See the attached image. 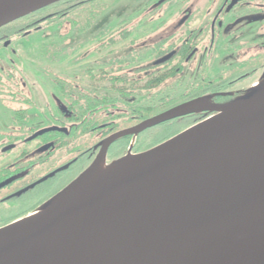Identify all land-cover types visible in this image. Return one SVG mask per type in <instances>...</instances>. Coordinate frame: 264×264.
Wrapping results in <instances>:
<instances>
[{
    "label": "water",
    "instance_id": "water-1",
    "mask_svg": "<svg viewBox=\"0 0 264 264\" xmlns=\"http://www.w3.org/2000/svg\"><path fill=\"white\" fill-rule=\"evenodd\" d=\"M59 1L0 0V28ZM206 110L216 113L107 162L121 136ZM100 145L65 188L0 227V264H264V74L228 103L201 96Z\"/></svg>",
    "mask_w": 264,
    "mask_h": 264
},
{
    "label": "flooded vegetation",
    "instance_id": "flooded-vegetation-1",
    "mask_svg": "<svg viewBox=\"0 0 264 264\" xmlns=\"http://www.w3.org/2000/svg\"><path fill=\"white\" fill-rule=\"evenodd\" d=\"M237 1L238 4L248 3L250 5V0ZM256 1H258L257 6L261 5L257 9L264 7V0ZM177 2H180V0H177ZM231 2L232 0H215L211 2L212 6L208 10L206 19L193 28H189V25L194 20V15L200 11V7L193 3L190 6L189 4L181 6V3H175L179 5L177 14L180 13L176 26L184 25L186 36L179 38L178 46L171 45L172 47L169 46L170 48H164L162 41H159L161 43H158V46L155 44L149 48L153 55L149 60L140 59L144 52L139 53L135 49L128 51L135 41H128L120 45L134 35L135 24L133 21H123L110 29L109 34L102 36V44L106 42L104 38L116 40L122 37L121 41H114L113 44H110L105 49L94 50L95 46H101V42L97 43L99 40L96 38L92 52L98 56V59L85 65L88 69H83V77L88 81L83 83V89H91L96 86L97 89H101L100 95L109 102L106 108L102 106L97 112L87 111L82 120L84 122L88 116L93 118L100 115L101 118L104 117L103 119H108V121H103L90 127L88 132L84 134V131L79 133L80 138L78 140L74 138L78 135L73 125L78 124L79 121L72 120V113L66 110L65 99H62L63 105L58 108L57 112L49 116L47 124L45 123L42 127H32L27 122L29 121L33 100L23 90L26 88L24 80L18 82L19 88L15 89L16 92L10 93L5 88H1L0 92L6 90L4 92L8 96L7 101L10 102L7 105L11 106V117L15 126L14 131L6 134L5 146L0 150V227L27 216L77 178L97 157L102 148L100 143L103 140L116 132L130 129L144 120L163 112L144 117L145 109L138 111L136 108H132V105L136 102L133 90L135 83L119 82V79L113 82L110 79L126 74L129 76V81H135V74L139 72V75L144 78V81L139 83V86H141L151 79L153 71L161 68H167L168 70L175 68V72L184 74L185 68L195 58L197 53L202 50L205 51L206 58L201 67V74L197 80L189 81L188 83L206 81L208 90L197 97L185 99L179 104L205 95L211 96L213 103L225 104L243 95L256 85L264 74V62L257 59L260 54L239 57V63L233 65L231 70L225 69V71L223 70V72L212 78L206 75V71L212 67L219 53L217 46L220 42V31L224 25L223 16ZM61 8V3L58 2L1 27L0 46L9 47L16 38L27 36L33 30L42 28V25L56 16ZM160 8L163 7L159 5L154 7L153 10L156 9L158 11ZM129 23L133 24L132 27L123 28ZM22 26L36 27L23 31ZM129 30L131 32L124 33ZM114 31H121L123 34L116 35L113 33ZM27 32L29 33L26 34ZM160 39L163 40V38ZM206 41H208V44H206ZM6 42H10L8 46H5ZM239 47L242 46L239 45ZM171 53H173L172 56L159 62ZM243 64L245 65L244 67H239ZM154 65L161 66L153 69L152 66ZM15 70V64L11 61L7 71L12 76L17 75L20 78L15 73ZM2 74H4V70ZM19 74L22 73L20 72ZM109 74L111 75L110 77ZM93 75H97L96 78L99 80H94ZM21 77L23 79L22 75ZM180 83L178 82V85ZM120 87L131 89L130 92L125 94L116 91ZM172 92L176 93V88H173ZM140 102L142 103V100L139 101V105ZM215 113L209 110L191 113L149 127L136 135L125 134L111 143L107 150L106 160L111 162L118 159L126 155L129 150L131 153H139L166 140L164 139L156 144L151 142L147 144L146 142L150 140L152 130L175 127L177 125L180 126V130L174 134L176 135ZM118 121L122 122L121 125L115 126V123H119ZM52 126H57L60 129L51 130L36 138L29 139L37 131ZM55 134H58V136L55 137ZM52 137L54 138L52 139ZM47 175L50 176L41 181ZM47 191L48 193H46Z\"/></svg>",
    "mask_w": 264,
    "mask_h": 264
},
{
    "label": "rangeland",
    "instance_id": "rangeland-1",
    "mask_svg": "<svg viewBox=\"0 0 264 264\" xmlns=\"http://www.w3.org/2000/svg\"><path fill=\"white\" fill-rule=\"evenodd\" d=\"M106 1L108 4L103 8L98 19L83 32L78 33L69 22H65L61 25L51 26L48 29V34L35 31L27 36L16 38L9 47L0 46V76L13 61L17 70L15 73L20 76L19 80H24L26 83V88L23 90L33 100L27 122L29 126L42 127L45 123L47 124L49 116L55 114L58 108L63 105L56 83L57 75L74 82L78 81L81 83V87L88 81L81 73H83V69H88L85 65L98 59V56L92 52L96 33L105 28L110 30L123 21H133L135 24L134 35L120 45L128 41H135L128 51L135 49L136 52H144L140 59L149 60L153 56L149 48L155 44L158 46V43H161L159 41H162L164 48H170L178 46L179 38L186 36L184 25L176 26L180 13L177 14L179 5L175 3H181V6L187 4L190 6L193 3L200 7V11L194 15V20L189 25V28H193L206 19L208 10L212 6L211 2L215 0H190L189 2L188 0H180V2L177 0ZM236 1L232 0L233 4L230 3L223 16L224 25L221 28L220 42L217 46L219 53L212 67L206 71V75L211 78L225 69L231 70L233 65L239 63V57L260 54L257 59L264 62V7L257 9L261 5L257 6L258 1L256 0H250V5L248 3L238 4ZM159 5L163 8L158 11L153 10ZM132 25L129 23L123 28H129ZM54 47H57L58 51L53 49ZM111 49L113 48L111 47ZM46 51L51 53L54 59L46 54ZM205 58V51L200 50L185 68L184 74L179 73L178 78L169 80L167 85H173L172 87L176 88V93H181L185 89L186 83L198 79ZM83 66L85 67L83 68ZM244 66L243 64L239 67ZM20 72L22 74H19ZM178 82L182 84L178 85ZM4 91L0 92V150L5 146L6 134L14 131L15 126L12 122L11 106L7 105L10 102L7 101L8 96ZM14 95L16 94L14 93ZM23 106L25 107V105ZM179 130L180 126L177 125L152 130L150 140L146 143L156 144L163 139L172 137Z\"/></svg>",
    "mask_w": 264,
    "mask_h": 264
},
{
    "label": "trees",
    "instance_id": "trees-1",
    "mask_svg": "<svg viewBox=\"0 0 264 264\" xmlns=\"http://www.w3.org/2000/svg\"><path fill=\"white\" fill-rule=\"evenodd\" d=\"M60 3L62 6L60 12L56 16L49 19L46 23H44L42 25V28L33 30L32 32L41 31L48 34V29L51 26L57 24L61 25L65 22H69L71 26L78 31V33L83 32L84 30L91 27V25L100 16L103 8L108 4L106 0H62L60 1ZM34 27L36 26H22V28L24 29L23 31L32 29ZM129 32H131V30L124 33L127 34ZM107 33L109 34L110 30L105 28L96 33L94 39L98 38L99 41L97 43H99L103 40L101 37L105 36ZM113 33H115L116 35L123 34L121 33V31H114ZM104 39V41L106 42L110 40L111 41L109 43L105 42L106 44H102L101 42V46H95L94 50L105 49L110 44H113L114 41H121L122 37L116 40H108L106 38ZM53 49H56V51H58L57 47H54ZM46 54L54 59V57L51 55V53L49 54L48 51H46ZM159 66L161 65H154L152 66V68L154 69ZM8 73L9 72L7 70H4V74L0 76V89L5 88L10 93H12L13 91L16 92L15 89H17L18 87L20 78L17 75L12 76L10 73ZM139 74V72H136L135 81H129V76L126 74L120 75L118 78L114 77L110 79V81L114 82L115 80L119 79V82H132V84L135 83V87L133 88V90L135 93L136 102L134 105H132V108H136L138 111H143L145 109L144 117L154 115L156 113L169 109L179 104L180 102H183L185 99L197 97L208 90V83L206 81H197L194 83H188L185 87L186 90H184L180 94L172 92V89L174 88L172 87L173 85L170 86V84L167 85V83L169 80H176L178 78V73L175 72V68L171 70H168L167 68H161L159 70L153 71L151 79L147 83H145V85L141 86H139V83H142L144 81V78ZM81 75H83V73H81ZM96 76L97 75H93V78L94 80L98 81L99 79L96 78ZM110 76L111 75L109 74V77ZM56 83L61 94V98L65 99L66 110L72 113V120L76 122L79 121L78 124L73 125V128L77 131L78 135L74 138H77L78 140L80 138L79 133L84 131V134L85 132H88L90 127H93L94 125L99 124L103 121H108V119H103L104 117L101 118L100 115L94 116L93 118L91 116H88L86 120H84V122L82 120V117L86 114L87 111L97 112V110L102 106L103 108H106L108 106L109 101L100 95L101 89H97L96 86L91 89H83L80 82L78 83V81L74 82L73 80L65 79L60 75H57ZM130 89L131 88L128 87H120L116 91L127 94L128 92H130ZM24 97H26V95H24ZM140 100H142V103L140 102L139 105ZM121 123L122 122L115 123V126H119L121 125ZM57 136L58 134H55V137ZM53 138L54 137H52V139Z\"/></svg>",
    "mask_w": 264,
    "mask_h": 264
},
{
    "label": "bare ground",
    "instance_id": "bare-ground-1",
    "mask_svg": "<svg viewBox=\"0 0 264 264\" xmlns=\"http://www.w3.org/2000/svg\"><path fill=\"white\" fill-rule=\"evenodd\" d=\"M106 168H105V166L104 165H101V167L99 168V172H101V171H104Z\"/></svg>",
    "mask_w": 264,
    "mask_h": 264
}]
</instances>
